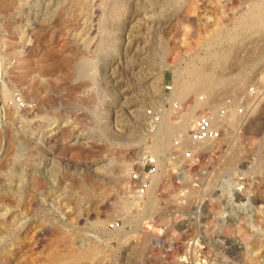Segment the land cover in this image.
Instances as JSON below:
<instances>
[{
  "label": "rangeland",
  "instance_id": "1",
  "mask_svg": "<svg viewBox=\"0 0 264 264\" xmlns=\"http://www.w3.org/2000/svg\"><path fill=\"white\" fill-rule=\"evenodd\" d=\"M0 264H264V0H0Z\"/></svg>",
  "mask_w": 264,
  "mask_h": 264
},
{
  "label": "built area",
  "instance_id": "2",
  "mask_svg": "<svg viewBox=\"0 0 264 264\" xmlns=\"http://www.w3.org/2000/svg\"><path fill=\"white\" fill-rule=\"evenodd\" d=\"M165 90L170 91V88L166 87ZM148 115L150 124L159 121V116H155L154 113L148 112ZM227 116V111L222 109L218 110L216 114L205 113L195 119L192 123V128L186 135V141L179 138L172 140L173 160L178 161L180 159L183 162L189 161L194 157L192 150L194 146L217 141L222 135L219 122L225 121ZM157 168L158 161L154 155L145 154L143 157H139L134 171L131 174V183L136 193L142 196L148 190L157 174Z\"/></svg>",
  "mask_w": 264,
  "mask_h": 264
},
{
  "label": "bare ground",
  "instance_id": "3",
  "mask_svg": "<svg viewBox=\"0 0 264 264\" xmlns=\"http://www.w3.org/2000/svg\"><path fill=\"white\" fill-rule=\"evenodd\" d=\"M130 23H134L135 21H134V18H131L130 17V21H129ZM129 29V28H128ZM134 29V28H133ZM130 30V32H131V28L129 29ZM129 33V32H128ZM134 34V33H133ZM106 41H104V43H105ZM99 45V44H98ZM111 46V45H110ZM141 46V45H140ZM136 47V46H135ZM97 48L99 49V51H102V52H104V53H107L109 50H108V46H107V44L105 43L103 46L101 45V46H97ZM131 44H129V42L127 41V43L125 44V46H124V48H123V52L125 53V54H127V53H129L130 51H131ZM123 60V59H122ZM125 60V59H124ZM119 64L120 63H116V66L112 69V70H116V68H117V66H119ZM93 69V64L92 63H89V62H85V63H83L80 67H79V71H78V73H79V75L80 76H83V77H85V76H88V72H89V70H92ZM119 69V68H118ZM121 70H122V68H120ZM119 69V70H120ZM107 70V69H106ZM113 71L111 72V74H110V76L111 77H109V83H112V85H113V88H114V86H116V88L115 89H121L122 88V86L121 85H119V82L118 81H116V79L113 77ZM106 77V76H105ZM80 78V77H79ZM80 80V79H79ZM107 80V79H106ZM45 85V84H44ZM107 85V84H106ZM124 85V84H123ZM111 88V87H110ZM112 88V89H113ZM125 89V88H124ZM125 90H122L121 91V93H122V95H126L125 94ZM29 94V93H28ZM124 100V99H123ZM208 104H206L205 102H201V103H196L193 107H192V109L190 110L191 111V113L192 112H194L196 109H202V108H205L206 106H207ZM130 109H131V107H129V106H127V108H126V112H129V113H132V111H130ZM120 112V111H119ZM115 119H118L119 120V122H120V120H122L121 119V114L119 113L118 114V112H115ZM167 120V119H166ZM194 121V120H193ZM193 121L189 124V131H190V129L192 128V123H193ZM177 127H179V128H181V129H184V126H185V123H182V124H180L179 125V123H178V125H176ZM170 129H171V125H170V123H165V121L163 120V121H161L160 123H159V125H158V127H157V131H156V142L157 143H160L161 142V144H162V142H163V140H161L163 137H165L169 132H170ZM161 138V139H160ZM185 140L184 141H186V138H184ZM121 169L123 170V168H122V166H121ZM124 171V170H123ZM122 171V172H123ZM121 172V171H120Z\"/></svg>",
  "mask_w": 264,
  "mask_h": 264
}]
</instances>
